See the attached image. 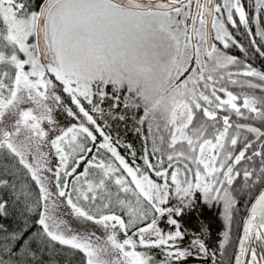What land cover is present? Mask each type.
I'll return each instance as SVG.
<instances>
[{"label": "snow or ice", "instance_id": "1", "mask_svg": "<svg viewBox=\"0 0 264 264\" xmlns=\"http://www.w3.org/2000/svg\"><path fill=\"white\" fill-rule=\"evenodd\" d=\"M257 54L264 0H0V264H264Z\"/></svg>", "mask_w": 264, "mask_h": 264}, {"label": "trees", "instance_id": "2", "mask_svg": "<svg viewBox=\"0 0 264 264\" xmlns=\"http://www.w3.org/2000/svg\"><path fill=\"white\" fill-rule=\"evenodd\" d=\"M119 131L122 136H126L129 140L136 142L137 144L139 141L137 140V136L135 131L132 129L131 123L125 128L123 124H120ZM113 135H115V131L113 132ZM220 211H222V208L219 206V204H212L211 206L206 205L205 202L202 199L197 200L196 202V208H194L191 212L185 214V222L189 227H193L197 230L201 229L202 224L206 225L210 228V234L206 242L208 243L210 248H217L218 249V241L221 239V230L223 228L220 227L222 223H224L223 218L220 215ZM203 218H206L207 220L204 221ZM236 230L234 227L233 235L235 236ZM191 238H193L192 234H188L185 237V243H187ZM233 245L228 246V254L223 258L225 264H227L229 258L231 257ZM217 256L219 257V251L217 250ZM65 259H70L72 261V264H79L80 260V254L77 253L73 256H67L62 255L60 257L61 264H63V261ZM201 261L204 259V261H210V257H203L200 256Z\"/></svg>", "mask_w": 264, "mask_h": 264}, {"label": "flooded vegetation", "instance_id": "3", "mask_svg": "<svg viewBox=\"0 0 264 264\" xmlns=\"http://www.w3.org/2000/svg\"><path fill=\"white\" fill-rule=\"evenodd\" d=\"M244 2H245V4H247V3H248V0H244ZM254 27H255V26L253 25V29H254ZM237 38H238V39H241L246 45L248 44V40H247V38H246L245 36H238ZM230 51H231L233 54H236V55H243V54L240 52V50H239L238 48H231ZM250 62L253 63V66H255V67H257V68H262V69H264V59L259 58V57H258V54H257V57H255V58H252L251 55H250ZM233 90H234V91H242V90H244V89L233 88ZM256 91L258 92L259 89H257ZM206 205L211 206V205L205 203V206H206ZM219 206L222 208L221 205H219ZM203 219H204V221L207 220L206 218H203ZM223 225H224V223H222V225H220V227L223 228ZM182 228H183V229H187L188 234L199 233L200 230H201V229H200V230H197V229H195V228H193V227H189V226L187 225V223L185 222V219L182 220ZM207 228H208V234H207V236L205 237L206 240L208 239L209 234H210V231H211L209 227H207ZM221 231H223V229H222ZM194 257H195V256H194ZM197 264H211V261H208V260H207V261H204V259L201 261L200 257H198Z\"/></svg>", "mask_w": 264, "mask_h": 264}, {"label": "rangeland", "instance_id": "4", "mask_svg": "<svg viewBox=\"0 0 264 264\" xmlns=\"http://www.w3.org/2000/svg\"><path fill=\"white\" fill-rule=\"evenodd\" d=\"M69 219H72V218L69 217ZM159 223H160L161 227L165 229V231H167L168 228L170 227L167 224L166 218H162L159 221ZM73 224H74V226L80 227V228H84L85 230H90V228H91L90 222L77 223L75 220H73ZM153 251H155L157 253V255H159V250L158 249H153ZM197 261H198V257L197 256H195V257L194 256H189V257H187V258L184 259L183 264H197Z\"/></svg>", "mask_w": 264, "mask_h": 264}]
</instances>
